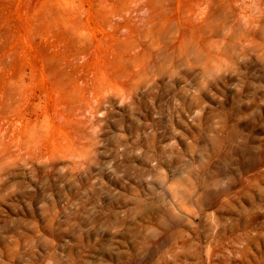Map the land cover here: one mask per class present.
Wrapping results in <instances>:
<instances>
[{
  "label": "rangeland",
  "instance_id": "rangeland-1",
  "mask_svg": "<svg viewBox=\"0 0 264 264\" xmlns=\"http://www.w3.org/2000/svg\"><path fill=\"white\" fill-rule=\"evenodd\" d=\"M0 264H264V0H0Z\"/></svg>",
  "mask_w": 264,
  "mask_h": 264
},
{
  "label": "bare ground",
  "instance_id": "bare-ground-1",
  "mask_svg": "<svg viewBox=\"0 0 264 264\" xmlns=\"http://www.w3.org/2000/svg\"><path fill=\"white\" fill-rule=\"evenodd\" d=\"M231 137H232V139L237 138V136H235V134L229 136V138H231ZM244 147L245 146L243 145V143H241L236 150L233 151V150L230 149L227 152V155L229 157L228 164L234 166L233 170H241L242 172H247V173L251 172V174H254V172L257 169V166L259 164V158L255 154H252L247 149V152H248L247 158H246V160L245 159L243 160V155H241V152L243 153L242 149H244ZM225 157L226 156H222L221 159L225 161L226 160ZM232 157H234L235 160H232ZM228 172L230 173V171H228ZM216 201H217V195H208L207 198H206L205 203H206V206H210L211 207V206L216 205Z\"/></svg>",
  "mask_w": 264,
  "mask_h": 264
}]
</instances>
